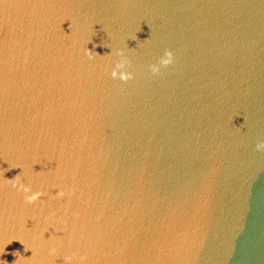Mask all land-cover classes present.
Wrapping results in <instances>:
<instances>
[{
    "label": "water",
    "instance_id": "water-1",
    "mask_svg": "<svg viewBox=\"0 0 264 264\" xmlns=\"http://www.w3.org/2000/svg\"><path fill=\"white\" fill-rule=\"evenodd\" d=\"M260 140L264 0H0V264H264Z\"/></svg>",
    "mask_w": 264,
    "mask_h": 264
},
{
    "label": "clouds",
    "instance_id": "clouds-1",
    "mask_svg": "<svg viewBox=\"0 0 264 264\" xmlns=\"http://www.w3.org/2000/svg\"><path fill=\"white\" fill-rule=\"evenodd\" d=\"M135 38H136V33H135V36L133 37V39H135ZM89 41L90 40L87 41V45H88ZM95 47L96 46L94 44L93 48H91V49L88 46H86V48H85V52L87 55H89L90 58L93 57V54H95L96 56H100V57H104V56H107L109 58L112 56L115 57L114 63L112 65L111 71H110V75L113 79L118 78L122 81H128V80L133 78V75H134L133 72L128 70L129 67L131 66V60H130L129 56L126 55V50L124 48H112V47L108 46V47H110L111 51L108 53H105V54H100L94 50ZM173 61H174V53L170 49H165L163 54L158 58V62L150 64L148 67L150 68L152 73H159L162 67L170 65L171 63H173ZM105 67L107 68V65ZM255 147L258 151H264V140L258 141ZM15 167L21 168L22 171L20 173H18L17 175H15L13 178H8L6 176H4V177H5V179H7L8 182H10L12 184V186L17 191L23 193L24 200L26 203L32 204L41 197L42 192L40 190L33 191L31 183H25L24 182V177L26 176V173H24V169L20 165H14V164L10 165L7 162V167L5 169H6V171H8L9 169L15 168ZM55 195L57 197H63L65 195L64 190L59 189L55 193ZM12 241H9L8 244H10ZM7 245H5V247H7ZM24 248H25V250L30 249V248H26L25 246H24ZM50 252H51V254L55 255L56 250L53 248L50 250ZM31 254H32V250H31ZM13 255H14V253H13ZM15 259H16V257H15Z\"/></svg>",
    "mask_w": 264,
    "mask_h": 264
}]
</instances>
